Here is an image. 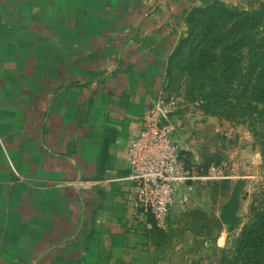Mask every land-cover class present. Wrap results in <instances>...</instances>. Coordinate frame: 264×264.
<instances>
[{"label": "crops", "instance_id": "crops-1", "mask_svg": "<svg viewBox=\"0 0 264 264\" xmlns=\"http://www.w3.org/2000/svg\"><path fill=\"white\" fill-rule=\"evenodd\" d=\"M210 1L0 0V264H168L173 243L132 218L127 152ZM194 190L171 212L210 208Z\"/></svg>", "mask_w": 264, "mask_h": 264}, {"label": "rangeland", "instance_id": "rangeland-1", "mask_svg": "<svg viewBox=\"0 0 264 264\" xmlns=\"http://www.w3.org/2000/svg\"><path fill=\"white\" fill-rule=\"evenodd\" d=\"M263 4L264 0H211L208 5L196 8L217 5L253 13L261 11ZM233 23L232 20L222 25L217 33L225 34ZM185 26L183 38L189 32L186 20ZM249 30L237 37L244 35L246 39L236 59L239 62L234 64L233 72H237V76L230 84L222 82L223 64L219 59H209L204 66L193 63L196 69L189 76L191 42L172 63L170 76L166 74L163 85L168 87V96L177 101L176 118L189 127V139L204 140L206 144L199 153L202 163L228 164L233 170V179L194 190L196 198L206 196L210 208L195 203L194 207L185 208L182 217L181 212L172 211L168 228L155 231L159 243H173L162 249V257L168 264H236L241 233L252 224L255 209L264 208V103L252 99L257 74L264 68L263 57L259 58L264 53V21ZM229 40L224 44L229 45L232 41ZM181 131L178 130L175 138L178 139ZM238 183L241 184L238 213L241 220L238 230L229 232L221 223L220 214ZM199 212L203 214L202 220ZM190 219L200 223L191 227ZM187 233L191 235V241L187 239Z\"/></svg>", "mask_w": 264, "mask_h": 264}, {"label": "built area", "instance_id": "built-area-1", "mask_svg": "<svg viewBox=\"0 0 264 264\" xmlns=\"http://www.w3.org/2000/svg\"><path fill=\"white\" fill-rule=\"evenodd\" d=\"M177 110V101L162 87L129 143L131 215L144 224L145 232L168 228L170 212L182 190L233 179L228 164L207 165L190 158L188 149L175 138L179 130ZM182 197L187 198V194Z\"/></svg>", "mask_w": 264, "mask_h": 264}, {"label": "trees", "instance_id": "trees-1", "mask_svg": "<svg viewBox=\"0 0 264 264\" xmlns=\"http://www.w3.org/2000/svg\"><path fill=\"white\" fill-rule=\"evenodd\" d=\"M185 20L188 25V35L180 40L179 45L170 57L166 74L170 76L172 63L191 42L188 52L189 76H192L194 69H196L193 67V63L198 62L204 66L206 62L210 61L209 59H219L223 64L222 78L224 80L222 82L230 84L237 76V72H233L236 68L234 64L239 62L236 59L241 53L240 48L246 39L244 35L237 37L240 33L244 34L247 29L252 31L259 23L264 21V4L261 11L253 13L237 12L217 5L206 8H194L189 12ZM232 20L234 23L228 32L222 35L217 33L222 25ZM229 39L232 40L230 44H224L225 40L230 41ZM262 57L264 60V53L259 58ZM254 85L252 99L258 103H264V68L257 74ZM164 89L168 90V87L164 86ZM220 99L223 100L224 98L221 97ZM209 106L210 104L207 108ZM236 251V264H264V208L255 209L254 220L241 233Z\"/></svg>", "mask_w": 264, "mask_h": 264}, {"label": "water", "instance_id": "water-1", "mask_svg": "<svg viewBox=\"0 0 264 264\" xmlns=\"http://www.w3.org/2000/svg\"><path fill=\"white\" fill-rule=\"evenodd\" d=\"M240 185L241 184L238 183V185L235 187L229 202L224 206L220 214V221L227 227L229 232L238 230L241 220L238 216L240 211Z\"/></svg>", "mask_w": 264, "mask_h": 264}]
</instances>
